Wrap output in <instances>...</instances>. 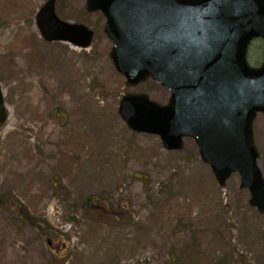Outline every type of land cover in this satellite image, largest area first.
<instances>
[{
	"label": "rangeland",
	"instance_id": "374dc122",
	"mask_svg": "<svg viewBox=\"0 0 264 264\" xmlns=\"http://www.w3.org/2000/svg\"><path fill=\"white\" fill-rule=\"evenodd\" d=\"M46 0H0V264H264V212L233 174L221 187L193 138L178 151L133 131L124 96L167 105L153 78L130 85L112 59L101 12L58 0V15L95 31L86 49L45 41L35 16ZM264 40L248 63L258 66ZM264 177V114L253 123ZM104 198L121 219L97 220L84 200ZM50 224L52 235L17 209ZM115 214V213H114ZM49 241L52 242L49 245Z\"/></svg>",
	"mask_w": 264,
	"mask_h": 264
},
{
	"label": "water",
	"instance_id": "95a60500",
	"mask_svg": "<svg viewBox=\"0 0 264 264\" xmlns=\"http://www.w3.org/2000/svg\"><path fill=\"white\" fill-rule=\"evenodd\" d=\"M47 0L36 16L47 41L88 47L94 32L56 14ZM101 10L114 42L117 70L131 84L148 74L172 91L168 106L133 95L120 111L132 129L160 135L168 150L196 137L202 158L221 186L238 172L251 205L264 212V179L252 123L264 112V62L251 68L249 43L264 38V0H88ZM7 113L0 87V123Z\"/></svg>",
	"mask_w": 264,
	"mask_h": 264
},
{
	"label": "trees",
	"instance_id": "16d2710c",
	"mask_svg": "<svg viewBox=\"0 0 264 264\" xmlns=\"http://www.w3.org/2000/svg\"><path fill=\"white\" fill-rule=\"evenodd\" d=\"M125 206L127 204H122L119 208L113 207L110 203H108L104 198L100 197H93L89 196L84 200V208L87 214H91L92 218H95L97 220H107V219H121L122 215L116 214L118 210L125 211ZM15 209H17L15 206H13ZM18 213L29 219L31 222H33L34 225H37L41 228H43V235L47 236L51 233V226L49 223H47L45 220L37 219L29 213L27 209H24L22 207H18L17 209ZM115 213V214H114Z\"/></svg>",
	"mask_w": 264,
	"mask_h": 264
}]
</instances>
